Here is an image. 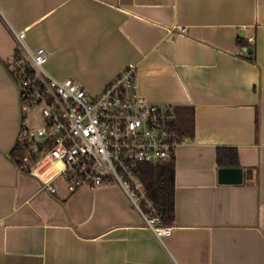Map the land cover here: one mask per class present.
<instances>
[{"label":"crops","instance_id":"1","mask_svg":"<svg viewBox=\"0 0 264 264\" xmlns=\"http://www.w3.org/2000/svg\"><path fill=\"white\" fill-rule=\"evenodd\" d=\"M10 28L56 79L94 95L132 63L139 94L171 107L184 141L162 244L116 184L69 192L59 163L11 157ZM218 148L240 182L219 180ZM0 264H264V0H0Z\"/></svg>","mask_w":264,"mask_h":264},{"label":"built area","instance_id":"2","mask_svg":"<svg viewBox=\"0 0 264 264\" xmlns=\"http://www.w3.org/2000/svg\"><path fill=\"white\" fill-rule=\"evenodd\" d=\"M10 31L15 51L8 67L19 97L17 144L27 149L15 160L17 165L27 171L43 160L59 163L69 192L116 184L162 244L172 227L161 223L139 167L173 162L183 144L171 107L151 104L139 94L132 63L98 95L71 78L56 79L45 68L48 51L30 49L25 31ZM36 111L42 125L34 127L30 118ZM45 185L55 192L50 183Z\"/></svg>","mask_w":264,"mask_h":264},{"label":"trees","instance_id":"3","mask_svg":"<svg viewBox=\"0 0 264 264\" xmlns=\"http://www.w3.org/2000/svg\"><path fill=\"white\" fill-rule=\"evenodd\" d=\"M177 131L181 133L180 128ZM27 152L24 144H16L10 155L14 160ZM217 163L222 167L237 166V154L233 148H218ZM140 176L143 179L149 200L153 203L156 213L163 225H169L173 220L174 198L173 179L174 164L169 162L160 165L144 164L139 167Z\"/></svg>","mask_w":264,"mask_h":264},{"label":"water","instance_id":"4","mask_svg":"<svg viewBox=\"0 0 264 264\" xmlns=\"http://www.w3.org/2000/svg\"><path fill=\"white\" fill-rule=\"evenodd\" d=\"M219 180L222 182H240L242 173L241 170L235 167H223L219 171Z\"/></svg>","mask_w":264,"mask_h":264},{"label":"rangeland","instance_id":"5","mask_svg":"<svg viewBox=\"0 0 264 264\" xmlns=\"http://www.w3.org/2000/svg\"><path fill=\"white\" fill-rule=\"evenodd\" d=\"M45 68L47 70V66L46 65H45ZM98 94H94V95H98ZM30 122H31V125L34 126V127L42 125V119H41L40 112H38V111L34 112L31 115Z\"/></svg>","mask_w":264,"mask_h":264}]
</instances>
